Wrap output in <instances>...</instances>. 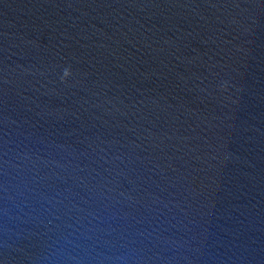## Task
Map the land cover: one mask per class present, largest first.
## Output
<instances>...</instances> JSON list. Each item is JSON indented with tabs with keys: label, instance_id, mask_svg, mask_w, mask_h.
Instances as JSON below:
<instances>
[{
	"label": "water",
	"instance_id": "water-1",
	"mask_svg": "<svg viewBox=\"0 0 264 264\" xmlns=\"http://www.w3.org/2000/svg\"><path fill=\"white\" fill-rule=\"evenodd\" d=\"M0 264H264V0H0Z\"/></svg>",
	"mask_w": 264,
	"mask_h": 264
}]
</instances>
